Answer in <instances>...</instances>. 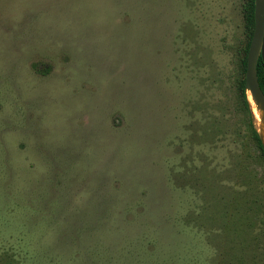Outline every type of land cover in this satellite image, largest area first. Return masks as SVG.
Listing matches in <instances>:
<instances>
[{
  "label": "rangeland",
  "instance_id": "1",
  "mask_svg": "<svg viewBox=\"0 0 264 264\" xmlns=\"http://www.w3.org/2000/svg\"><path fill=\"white\" fill-rule=\"evenodd\" d=\"M245 2L0 0V264H264Z\"/></svg>",
  "mask_w": 264,
  "mask_h": 264
},
{
  "label": "water",
  "instance_id": "2",
  "mask_svg": "<svg viewBox=\"0 0 264 264\" xmlns=\"http://www.w3.org/2000/svg\"><path fill=\"white\" fill-rule=\"evenodd\" d=\"M254 20V33L247 59L245 89L246 92L250 93L252 99L256 102V105L262 110L264 115V92L260 86L257 73L259 59L261 58L264 62V0H255ZM258 132L260 133L264 147L263 133L260 131Z\"/></svg>",
  "mask_w": 264,
  "mask_h": 264
},
{
  "label": "trees",
  "instance_id": "3",
  "mask_svg": "<svg viewBox=\"0 0 264 264\" xmlns=\"http://www.w3.org/2000/svg\"><path fill=\"white\" fill-rule=\"evenodd\" d=\"M244 10L246 13V29H247V34H248V44H247V47L245 49V56H244V59L242 61V67H243V74L246 75L248 53H249V48H250V44H251L253 33H254V27H255V20H254L255 0H246ZM257 73H258V79H259L260 86L264 92V62L261 58L258 61ZM245 79H246V77L241 81L240 90L242 91L243 96H244L245 106H246L247 110H249L250 115H251V124L254 128V138L257 142V145H258L260 151L262 152V155L264 156L263 141L261 139L260 133L258 132L257 128L254 125L255 120L253 118V115H252V112L250 109V103L248 101V95H247V92L245 89Z\"/></svg>",
  "mask_w": 264,
  "mask_h": 264
},
{
  "label": "bare ground",
  "instance_id": "4",
  "mask_svg": "<svg viewBox=\"0 0 264 264\" xmlns=\"http://www.w3.org/2000/svg\"><path fill=\"white\" fill-rule=\"evenodd\" d=\"M253 104L256 105V102L253 100ZM254 118L258 122L260 129L264 131V115L262 110L256 105V108L254 109ZM261 131V132H263ZM263 138H264V132H263Z\"/></svg>",
  "mask_w": 264,
  "mask_h": 264
}]
</instances>
